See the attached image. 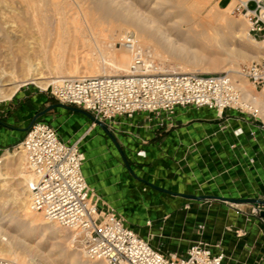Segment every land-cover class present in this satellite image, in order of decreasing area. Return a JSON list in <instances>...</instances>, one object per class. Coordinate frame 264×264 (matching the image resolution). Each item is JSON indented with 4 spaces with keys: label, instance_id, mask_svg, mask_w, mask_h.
I'll return each instance as SVG.
<instances>
[{
    "label": "crops",
    "instance_id": "1",
    "mask_svg": "<svg viewBox=\"0 0 264 264\" xmlns=\"http://www.w3.org/2000/svg\"><path fill=\"white\" fill-rule=\"evenodd\" d=\"M59 104L21 91L0 114V148L13 147L36 118L43 119L62 139H82L84 173L96 197L129 215L127 224L142 237L160 236L167 256L186 255L193 243L204 242L225 252L223 264H264V222L251 214L253 203L179 195L264 200V124L259 118L233 109L219 116L193 107L178 108L163 126L151 113L119 118L111 131L122 149L142 161L146 178L124 171L100 125L73 106Z\"/></svg>",
    "mask_w": 264,
    "mask_h": 264
},
{
    "label": "built area",
    "instance_id": "2",
    "mask_svg": "<svg viewBox=\"0 0 264 264\" xmlns=\"http://www.w3.org/2000/svg\"><path fill=\"white\" fill-rule=\"evenodd\" d=\"M223 0H218L222 4ZM228 0L234 14L248 22V35L264 44V0ZM232 5V6H231ZM119 43L132 53L129 71L121 75L61 77L51 86L60 103L80 108L111 125L119 118L132 119L140 113L155 114L160 125L171 122L178 108H207L219 116L229 109L253 118L260 111L244 97L232 72H163L152 50L133 33ZM239 76L264 89V60L243 64ZM93 125H99L93 120ZM81 140L66 141L57 129L35 120L23 140L14 147L25 155L29 206L50 220L75 231L87 257L106 264H223L226 254L204 242L193 243L186 255L169 257L129 226L119 212L103 206L84 173L87 160ZM0 148V165L4 153ZM251 214L261 217L264 204L253 203ZM151 220L147 225H151ZM0 264H19L0 257Z\"/></svg>",
    "mask_w": 264,
    "mask_h": 264
},
{
    "label": "bare ground",
    "instance_id": "3",
    "mask_svg": "<svg viewBox=\"0 0 264 264\" xmlns=\"http://www.w3.org/2000/svg\"><path fill=\"white\" fill-rule=\"evenodd\" d=\"M9 1L0 0V101L12 98L19 88L28 82H34L44 88L50 83L58 81L61 77L80 78L85 76L121 75V71L127 73L131 64L132 53L122 45L117 47L116 41L120 40L124 32L129 33L130 31H134L137 34L138 39L144 46L147 45L148 48L151 46L150 49L154 51V57L156 55L174 57L182 69L178 71L176 68L170 67L171 69L167 70L165 67H161V71L163 72L229 71L233 75L238 74L239 68H237L235 60L229 57H223V53L227 52V49L223 45L224 42L218 38L220 31L218 24L224 20L222 11H229L230 7L221 8L217 3L215 8L209 10L204 15L210 0H90L80 7V12L76 10V13L79 14L78 16L74 13L72 14L76 16L73 19L68 18L67 9H62V11L58 9V12L57 10L55 11L59 16H57L59 28L57 30L60 31L64 25L65 33L69 39L68 43H71L72 46V44L76 45L81 42L88 52L83 58L84 65L82 67L77 63L66 64L63 61L66 64L64 65L61 64L62 62H56L57 64L54 65L56 70H53L55 71L53 76L55 80H48L52 76L46 75L44 70H42V64L36 60V53L39 47L33 37L36 35L32 33L33 27L28 24L29 20L26 21L23 15L18 17L17 22L14 18V21L8 19L7 11L10 7ZM25 1H27L30 7L35 8V13H38L40 8L37 7L40 5L38 4L40 0ZM56 1L58 0H46V4L47 6H53L57 4ZM236 1L234 0L232 5ZM41 9L43 10V8ZM38 18H42V21L38 22ZM38 18L35 20L36 23H33H35V26H38L37 28H43L41 32L39 29L36 31L37 34L38 30L42 34V30L45 28L46 15H41ZM47 23L48 21L46 25ZM229 23L230 25L234 24L231 20ZM46 28L49 31L48 27ZM87 32L92 36L93 42L87 39ZM35 37L38 39L37 36ZM63 40L65 41V39ZM252 40L258 41L254 38ZM38 42L41 44L40 41ZM105 43H111V49ZM61 44H63L62 41ZM62 46L64 50H68L67 47L69 44H63ZM93 47L100 54L109 56L107 63L111 67L110 71H102L98 67L96 58L90 53ZM63 48L62 51H64ZM60 54L62 55L61 52ZM64 55L66 54L64 53ZM241 56L244 57L242 54ZM57 57L59 56L57 55ZM210 58L214 62L207 66H202L203 61ZM236 80H238V86L243 92L244 97L250 100L259 109L260 114L264 116V96L259 97L260 95L258 96L250 90L243 81ZM10 153V151L4 153V163L0 165V216L4 213V210H1V206L13 205L18 213V221L14 226L9 225L4 228V223L0 218V233L5 232L8 235L6 241H3V239L0 240V257L14 260L19 264H35L26 251L23 249L19 250L18 244L20 242L25 244L23 237L21 238L18 232L15 234L12 231L14 229L19 231L25 228L27 233L33 231L34 233L51 234L57 238L61 252H65L66 256H69L68 262L64 264H106L103 260H92L88 257V259H84L85 250L82 253L79 249H67L70 251L69 253V251L64 249L65 242L71 237H74V240L77 239L76 232L55 221L46 219L42 212L30 209V196L27 185L30 174L28 171L26 172L21 169L20 161H22V158L18 159L19 162L11 160L13 156ZM10 162L18 166L16 174L21 175L20 178L23 181L19 183H25L27 185L26 190L11 187L10 179H13V177L9 170ZM5 197L6 199H4Z\"/></svg>",
    "mask_w": 264,
    "mask_h": 264
},
{
    "label": "rangeland",
    "instance_id": "4",
    "mask_svg": "<svg viewBox=\"0 0 264 264\" xmlns=\"http://www.w3.org/2000/svg\"><path fill=\"white\" fill-rule=\"evenodd\" d=\"M89 1L90 0H85V1L84 0H79V1L78 0H76V1L75 0H65V1L58 0V1H56L57 2V4H56L57 7H56V5L47 6L46 0H40L38 2V4H40V5H39V7H37V8H40V10H41V11L40 10L38 11L39 14L35 13L36 12L35 8L30 7L28 5L27 1H25V0H10L9 1L10 2V7H9V10L7 11L8 19L11 20V21L12 20L14 21V19H16L15 21L17 22L18 21V17L20 15H23L26 18V21L29 20L28 24L33 27L32 28V31H33L32 33L33 34L35 33L36 35L35 34L34 35L38 37V39H36V37L33 36L34 40L36 41V43L38 45V47L39 48L41 47V49L38 48V51L36 53V58H37L36 60L42 64V66H43L42 70H44L46 75L48 74V76H52L48 80H55V77H53L54 74H55V71H53L55 69L54 68L55 64L61 63V62H62L61 64H64V65L69 64V63H77V64H79L82 67L84 65L83 58H84L85 54L88 52L81 42L77 43L76 45L72 44V46H71V43H68L69 39H68V37H67V35L65 33V26L64 25L60 29L61 32L59 30H57V28H58V20H57L58 18H57V16L58 15H57V13L55 11L57 10V12H58L59 11L58 9H61L60 11H62V9L63 10L67 9L68 18L69 19H71V18L73 19V17H76V16L79 15V14L76 13V10H79V12H80V7L82 5H85V3H88ZM227 2H228V0H223L222 4L220 5L218 0H210L208 5H207V8H206V10L204 12V15H206L209 10L215 8V5L217 3H218V5L221 8H226ZM59 3H60V5H59ZM79 3H80V6H79ZM40 6H42V7H40ZM41 8H43V10ZM46 9H48V10H46ZM28 10H29V12H27ZM73 13L76 16L75 15L73 16L72 15ZM33 15H35L36 17L33 16ZM37 15H39V16H41V15L45 16L46 15V22L48 21L47 25H46V22L44 21L45 22V28H44L45 31L42 30V34L43 35L40 33L41 29H43V28H41V27L37 28L38 26L34 25L36 23L35 20H37V18L39 17ZM33 17H35V18H33ZM222 17L224 18V20H222L218 24V29L220 30L218 38L221 41L224 42L223 45H224V47H226V49H227L226 51L227 52L229 51V53H227V52L223 53V57H226V58L229 57V58L235 60V62L237 63V68H239L243 64H248V63H250L252 61L264 60V44H263V42H261L260 39L258 41H254V40L251 41V39H253V38H251L248 35V22L245 19V17L243 15H241V14L232 13L231 12V8L229 9V11L228 10L222 11ZM28 18H30V19H28ZM80 18L82 19V17H80ZM230 20L232 22H234L233 25H230V23H229ZM39 21L41 22L42 18H38V22ZM33 22H35V23H33ZM46 27H48L49 31L46 30L47 29ZM37 29L40 30V32L38 30V34L36 32ZM43 31H44V33H43ZM220 32H221V34H220ZM57 33H58V36H57ZM129 33H133V34H135L137 36V34L134 31H130ZM59 34H60V36H59ZM123 34H126V32H124ZM86 36H87V39L90 40V42H93V38L89 34V32H87ZM63 39H65V41ZM38 41H40L41 44ZM61 41H62L63 44H69V46L67 47L68 50H66V49L64 50V48L62 46L63 44H61ZM42 43H44V44H42ZM59 45H60V47H59ZM105 45L106 46L109 45L108 46L109 49H111V47H112L111 43H107V44L105 43ZM116 46L117 47L121 46V44L119 43V40L116 41ZM145 46L147 47V45H145ZM62 48H63V50L65 52L62 51ZM41 50H42V52H41ZM57 50H58V52H57ZM69 51H70V53H69ZM60 52L62 53V55L60 54ZM152 52H154V51H152ZM64 53L66 55L63 56ZM90 53H91V55H93L94 58H96L97 63H98V67L102 71H105V70L110 71L111 70L110 65L107 63V61L109 59V56L100 54L99 51L96 48H94V47L90 50ZM241 54L244 55V57H246V58L244 59V57L241 56ZM57 55L59 57H57ZM55 57L59 58L58 59L59 61ZM50 58H51V60H50ZM155 58H156L158 64L161 67H165V69H167V70H169L171 68H176L178 71L182 70L179 62L174 57L166 56V55L165 56L156 55ZM48 59H49V61H48ZM52 59H54V60H52ZM68 60H70V61H68ZM63 61L66 64L63 63ZM81 61H82V63H81ZM213 62H214V60L212 58L206 59L205 61H203L202 66H207L209 64H212ZM52 66H53V68H52ZM199 67H201V66H199ZM52 72H54V73H52ZM112 73L115 74L114 71H112ZM121 73L122 74H126L125 71H121ZM234 76H235L236 79H239L240 81H243L250 88V90H252L255 94H257L258 96L260 95L259 97L264 96V89L257 88L249 80L239 76L238 74H235ZM52 84H53V82L50 83L49 85H47L44 88L42 86H40V85H37L34 82H28V83L22 85L19 88V90L12 96V98L0 101V114H2L3 109L7 106V104L11 103L14 100V98H16V96L18 94H20V92L23 91V90H28L29 92H32L34 95H45L47 98L54 100L55 98L51 94V86H52ZM259 119L264 124V116H262L260 114ZM40 120H43V119H40ZM111 132L115 136L114 132L113 131H111ZM23 138H24V134H21V138L18 140V142L15 143L13 145V147H11V151H10L11 153L10 154L13 156L11 158V160H14V161L16 160L17 162H19L18 159L22 158V161H20L21 162L20 165L22 166L21 169L23 171L25 170L27 172L26 164H25L24 152L22 150H20V149H18V150L14 149V147L16 145H18L23 140ZM106 142H109L111 144V146L115 149V152L118 155L119 160L122 161L124 171H127V173L129 175H134L136 177L137 176H142V177H146V178L148 177L149 178V176H147L146 173H141L140 172V169H141L140 166H142V161L140 159L132 157V155H129L124 149H122L124 154H125V156H126V159L128 160V163L131 165V168L134 171V174H133L129 170V168H128L125 160H124V157H123L121 151L119 150V148L116 146V143L114 142V140L109 135H108V137L106 136ZM17 167L18 166L15 163H11V162L9 163V170L11 172V176L13 177V179H10L11 180V187L12 188H17V189L21 188L22 190L23 189L26 190L28 184L26 185L25 183H19V182L23 181V179L20 178L21 175H17L16 174L17 173V170H16ZM164 197L173 199V197L165 195V194H164ZM4 199H6V197ZM1 208H2L1 210H4V213L2 212L3 215L0 216V218L2 219V222L4 223V228L8 227L9 225H13L14 226L15 223L18 221V219H17V214L18 213H17L16 208L13 205L4 206V207L1 206ZM119 214H120V216H122L126 220V222H130V219H129L130 216L129 215L121 214V213H119ZM258 218H259V220L261 222H264V217L263 218L258 217ZM138 227H140V226H138ZM141 227H142V225H141ZM12 231L15 234L18 232L19 236H21V238L23 237V239L25 240V244L20 242L18 244L19 250L23 249L24 251H26V253L29 255V257L33 259L35 264H64V263L68 262L69 256H66L65 252L64 253L61 252V247L58 245V239L55 238L53 235L45 234V233H36V232L34 233L33 231H31V232L29 231L30 233H27L26 232L27 230L25 228L20 229L19 231L17 229H14ZM5 234H6L5 232H1L0 233V240L3 239V241H6V238H7L8 235L7 234L5 235ZM26 234H27V236L25 237ZM154 234H155V232H153L152 235L149 234L147 237L148 238H152V239H150V240H152V242H153V240L154 241L155 240L158 241V243H156V245H153V246L163 252V245L166 244V243L163 242V241H159V239H161V237L158 236V235H154ZM73 238L74 237H71L68 241L65 242V247L66 248L64 247V249L65 250H67V249H76V250L79 249L83 253L84 252L83 246H81L77 242V240H74ZM67 251H69V250H67ZM69 253H70V251H69ZM180 256L181 255H179L178 257H180ZM84 259H88L86 254H85V252H84ZM50 261H51V263H50Z\"/></svg>",
    "mask_w": 264,
    "mask_h": 264
},
{
    "label": "water",
    "instance_id": "5",
    "mask_svg": "<svg viewBox=\"0 0 264 264\" xmlns=\"http://www.w3.org/2000/svg\"><path fill=\"white\" fill-rule=\"evenodd\" d=\"M59 105H62V104H59ZM70 109H74L76 111H80L86 115H88L92 120L96 121L106 132L107 134L114 140V142L116 143V145L118 146L119 150L121 151L123 157H124V160L129 168V170L134 174V171L132 170L131 168V165L128 163V160L126 159V156L119 144V142L117 141L116 137L113 135V133L111 132L110 128L102 121H99L97 120L92 114H90L89 112L85 111V110H82L80 108H76V107H70ZM37 119V118H36ZM35 119V120H36ZM34 120V121H35ZM33 121V122H34ZM1 122V121H0ZM148 184H150L151 186L159 189V190H163L165 192H168V193H171V194H178V193H174L172 191H169V190H165V189H162L154 184H151L149 182H147ZM179 195H182L184 197H187V198H193V199H198V200H201V199H205V198H216V199H221V200H226V201H231V202H235V203H240V202H249V203H259V204H264V200H259V199H230V198H224V197H219V196H195V195H190V194H179ZM261 216L264 217V210L261 212Z\"/></svg>",
    "mask_w": 264,
    "mask_h": 264
}]
</instances>
